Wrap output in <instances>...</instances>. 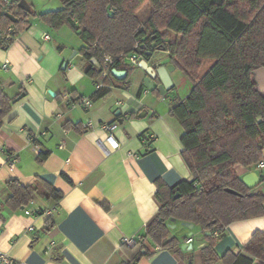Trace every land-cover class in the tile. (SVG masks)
<instances>
[{"label": "crops", "instance_id": "crops-1", "mask_svg": "<svg viewBox=\"0 0 264 264\" xmlns=\"http://www.w3.org/2000/svg\"><path fill=\"white\" fill-rule=\"evenodd\" d=\"M58 32L63 36L55 38L49 27L34 19L7 49L0 47V93L13 100L24 94L12 102L0 129V254L17 264L127 263L134 244L126 241L141 240L159 212L156 180L174 187L193 179L182 157L183 129L170 114L174 98L185 99L190 92L185 97L177 94L182 70L164 51L159 60L174 66L170 74L174 87L165 95L157 97L148 90L146 74L133 66L126 85L111 82L109 95L92 101L102 79L86 73L79 51L83 43L73 36L79 35L65 27ZM65 62L69 64L63 69ZM157 62L153 59L151 65ZM160 85L156 79L155 88ZM80 98L90 99L92 107L85 109ZM89 122L93 127L88 128ZM105 123L119 125L114 132L117 148L97 128ZM77 124L84 131L75 129ZM41 154L46 156L39 162ZM10 157L16 159L14 168ZM236 171L241 177L253 172L242 166ZM37 178L63 192V199L54 203L37 197L26 209L12 212L6 206V183L14 179L31 186ZM25 210L32 214L26 215ZM48 221L54 227L46 230ZM170 229L179 245L165 249L146 239L151 255L136 264H204L206 233L180 222H172ZM182 230L187 233L176 236ZM256 231L264 232L263 217L216 232L217 255L233 251L260 264L243 252Z\"/></svg>", "mask_w": 264, "mask_h": 264}, {"label": "trees", "instance_id": "trees-1", "mask_svg": "<svg viewBox=\"0 0 264 264\" xmlns=\"http://www.w3.org/2000/svg\"><path fill=\"white\" fill-rule=\"evenodd\" d=\"M20 1L0 0V47L7 49L34 19L51 30L65 27L75 34L80 31L83 44L79 51L86 73L98 78L107 71L104 87L95 91L92 101L107 97L111 82L126 85L134 70L127 59L134 54L149 59L147 53L154 43L192 83L185 99L174 98L170 114L183 129L182 157L193 179L174 187L156 180L159 212L131 248L130 261L122 264H136L139 258L151 255L146 239L161 248H176L179 239L171 235L172 221L191 223L203 234L211 233L205 235L204 264L217 260L252 264L250 258L233 251L219 257L214 234L235 222L264 218V191L259 189L264 186V168H257L264 162V96L253 82V69L264 67V0H60V9L44 13L26 12L19 8ZM144 5H148L149 14L143 22L139 12ZM108 59L114 61L112 65ZM207 59L214 63L200 76ZM113 68L126 71V77L115 78ZM152 92L162 96L156 88ZM12 102L0 93V129ZM74 127L84 131L80 124ZM45 156L41 154L39 162ZM237 166L256 173L261 170L257 173L260 184L247 187ZM6 187V206L12 212L26 209L37 197L54 203L64 197L41 178L31 186L12 179ZM47 224L46 230L54 227L51 221ZM243 252L264 264V232L256 231Z\"/></svg>", "mask_w": 264, "mask_h": 264}, {"label": "water", "instance_id": "water-1", "mask_svg": "<svg viewBox=\"0 0 264 264\" xmlns=\"http://www.w3.org/2000/svg\"><path fill=\"white\" fill-rule=\"evenodd\" d=\"M18 6H19V8L23 9L26 12L31 11L29 6H27V2L25 0H21ZM5 15L11 21L17 22V18L13 14L6 12ZM80 33L81 32L79 31L78 35ZM153 50L162 51V52L165 51L162 47L156 46V44L154 43L152 45V50L147 53V56L149 57V59H147L145 57L141 58L137 67L139 69H141L146 74V77L144 79L145 87L148 90H153L155 88V80L159 79L161 82V85L158 86L156 89L160 92L161 95H165L168 91H170L174 87L173 81H172L171 76H170L171 72H173L174 66L173 65H165L159 59H157L158 62L156 63V65H151V59L154 56ZM68 64H69V62H65L63 65V69H66L68 67ZM129 65H131V63H129ZM111 72H112V75L115 78H117L118 80H123L127 75L126 71L118 70L116 68H113ZM49 94L54 96V93L52 91H49ZM23 97H24V94H22L21 96H19L15 100H13V103L19 101ZM121 113H122V111L119 110L116 114L118 116ZM119 123L122 124L123 122L120 121ZM242 180H243L244 184L250 188L257 187L260 183V178H259L258 174L254 171L249 172L248 174L243 176ZM172 222H175V221H172ZM183 225L186 227H189V228L193 227V224H191V223H183ZM186 233H187L186 230H182L181 232H178L176 234V236H178V237L183 236ZM206 235L210 236L211 233L207 232ZM185 247H186V245L182 246L183 249H185ZM144 253H145V251L143 250L142 254H144Z\"/></svg>", "mask_w": 264, "mask_h": 264}, {"label": "built area", "instance_id": "built-area-1", "mask_svg": "<svg viewBox=\"0 0 264 264\" xmlns=\"http://www.w3.org/2000/svg\"><path fill=\"white\" fill-rule=\"evenodd\" d=\"M5 2H10V0H4ZM10 33H12V29L8 30ZM47 39H49V36H46ZM140 43L137 45V47H139ZM142 57L134 54L132 56H130L127 60L128 62L131 63L132 66H137L139 61L141 60ZM113 60L112 59H108V64L112 65L113 64ZM7 65V64H6ZM107 74V71L103 72L99 77H101L102 81L97 83V90L104 87V83L103 80L105 78ZM79 102L84 106L85 109H90L92 107V101L88 98H80ZM118 104H121L120 102H118ZM93 127V124L91 122L88 123V128ZM119 125L117 123H112V124H102L100 126H98L97 128L102 130L103 132H105L107 134V139L106 141L110 144H112L113 148H117L118 144L116 143L115 139H114V132L118 129ZM0 152H2V149L0 148ZM9 165L11 168L15 167V163H16V159L13 157L9 158ZM258 169H263L264 168V162H261L257 165ZM31 204H34V201H31ZM25 214L26 215H31L32 211L31 210H25ZM136 242H134V240H127L126 244L129 246H132L133 244H135ZM0 264H17L15 262V260H13L11 257H9L6 254H0Z\"/></svg>", "mask_w": 264, "mask_h": 264}, {"label": "rangeland", "instance_id": "rangeland-1", "mask_svg": "<svg viewBox=\"0 0 264 264\" xmlns=\"http://www.w3.org/2000/svg\"><path fill=\"white\" fill-rule=\"evenodd\" d=\"M25 1L27 3H29L30 5H32L34 11H36L38 13L54 11V10H58L62 7L60 0H25ZM148 14H149L148 5H144L142 10L139 12L140 20L144 22L146 20V18L148 17ZM51 33L54 34L55 38L57 36H60V35L63 36L62 33H59L57 30H51ZM64 33L66 34V32H64ZM73 36L76 39H77V37H79L76 35H73ZM213 63H214V61L212 59H207L201 68L200 76H203L208 71V69L211 67V65ZM179 77H180V80H182V84L180 85V87L177 91V94L185 97L186 95H188V93L192 89V83L185 76V74L182 71H179ZM261 95L264 96V94H261ZM166 100H168V99H166ZM254 170H256V169H254ZM256 171H258L259 173L261 172V170H256ZM259 189L264 191V186H260Z\"/></svg>", "mask_w": 264, "mask_h": 264}, {"label": "flooded vegetation", "instance_id": "flooded-vegetation-1", "mask_svg": "<svg viewBox=\"0 0 264 264\" xmlns=\"http://www.w3.org/2000/svg\"><path fill=\"white\" fill-rule=\"evenodd\" d=\"M153 58L151 59V61L154 59H160L161 56L160 54L162 53V51H156L153 50ZM253 82L255 84V90L259 93V94H264V67H260L257 66L253 69Z\"/></svg>", "mask_w": 264, "mask_h": 264}]
</instances>
